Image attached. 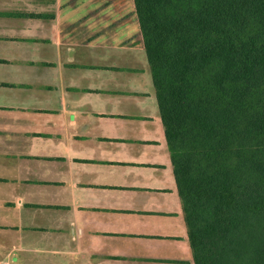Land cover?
Listing matches in <instances>:
<instances>
[{"label": "crops", "instance_id": "obj_1", "mask_svg": "<svg viewBox=\"0 0 264 264\" xmlns=\"http://www.w3.org/2000/svg\"><path fill=\"white\" fill-rule=\"evenodd\" d=\"M0 264H194L133 0H0Z\"/></svg>", "mask_w": 264, "mask_h": 264}, {"label": "trees", "instance_id": "obj_2", "mask_svg": "<svg viewBox=\"0 0 264 264\" xmlns=\"http://www.w3.org/2000/svg\"><path fill=\"white\" fill-rule=\"evenodd\" d=\"M194 264H264V0H133Z\"/></svg>", "mask_w": 264, "mask_h": 264}]
</instances>
